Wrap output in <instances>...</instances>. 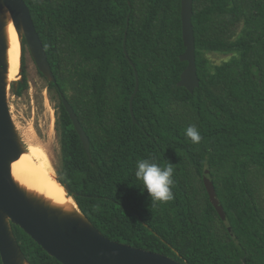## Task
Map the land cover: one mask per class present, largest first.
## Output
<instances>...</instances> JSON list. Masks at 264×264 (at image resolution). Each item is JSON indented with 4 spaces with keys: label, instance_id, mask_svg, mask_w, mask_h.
<instances>
[{
    "label": "trees",
    "instance_id": "trees-1",
    "mask_svg": "<svg viewBox=\"0 0 264 264\" xmlns=\"http://www.w3.org/2000/svg\"><path fill=\"white\" fill-rule=\"evenodd\" d=\"M23 1L55 78L38 71L58 100L56 178L80 212L109 240L181 263L264 264V0H193L192 92L177 85L187 65L180 0ZM25 50L22 39L17 96L28 88ZM210 53L227 58L214 63ZM139 159L172 164L173 200L151 201L134 175ZM11 226L29 264H61Z\"/></svg>",
    "mask_w": 264,
    "mask_h": 264
},
{
    "label": "water",
    "instance_id": "water-1",
    "mask_svg": "<svg viewBox=\"0 0 264 264\" xmlns=\"http://www.w3.org/2000/svg\"><path fill=\"white\" fill-rule=\"evenodd\" d=\"M192 3L193 0H180L181 31L185 49L179 59L186 61L187 65L181 72L177 85L186 88L189 92L199 85L191 24ZM9 20L12 21L19 38L20 59L22 39H24L38 71L48 81H55L25 2L0 0V258L2 264H29L14 236L12 224L19 226L48 255L61 264H187L161 253L109 240L80 212L77 206L66 210L27 191L13 179L11 163L18 159L24 150L8 106L11 82L7 78L6 26ZM20 71L19 67V75ZM134 73L136 76L135 70ZM136 91L137 78L129 99V111L133 122L135 118L132 100ZM62 102L84 150L89 154V140L86 133L64 97ZM55 179L57 181V178ZM202 179L210 203L219 214H222V206L216 197L210 176L205 174ZM63 188L67 196L71 197L68 195L69 189Z\"/></svg>",
    "mask_w": 264,
    "mask_h": 264
},
{
    "label": "rangeland",
    "instance_id": "rangeland-1",
    "mask_svg": "<svg viewBox=\"0 0 264 264\" xmlns=\"http://www.w3.org/2000/svg\"><path fill=\"white\" fill-rule=\"evenodd\" d=\"M209 58L212 62L219 63L227 57L222 54L210 53ZM24 65L28 88L20 96L12 94L10 90L8 91L10 115L20 137L23 150L28 149L34 162L41 159L45 160L48 170L56 178V167L59 166L61 157L59 136L54 128L58 100L53 91L47 88L46 81L40 76L27 47L24 54ZM19 78L20 75L14 81ZM23 132L24 134H22ZM29 143L40 145L41 150L33 154L27 147Z\"/></svg>",
    "mask_w": 264,
    "mask_h": 264
},
{
    "label": "bare ground",
    "instance_id": "bare-ground-1",
    "mask_svg": "<svg viewBox=\"0 0 264 264\" xmlns=\"http://www.w3.org/2000/svg\"><path fill=\"white\" fill-rule=\"evenodd\" d=\"M6 34L8 43L7 78L8 81H12L19 75L20 42L11 20L6 26ZM27 147L33 154L41 150L39 148L41 146L36 143H29ZM10 168L13 179L27 191L42 197L52 204L62 206L66 210L76 208L74 200L67 196L64 188L56 181L55 175L48 170L46 161L41 159L34 162L27 148L24 149L18 159L11 163Z\"/></svg>",
    "mask_w": 264,
    "mask_h": 264
},
{
    "label": "clouds",
    "instance_id": "clouds-1",
    "mask_svg": "<svg viewBox=\"0 0 264 264\" xmlns=\"http://www.w3.org/2000/svg\"><path fill=\"white\" fill-rule=\"evenodd\" d=\"M185 135L193 144L202 140L201 133L196 125H189L185 129ZM174 169L171 163L161 167L150 159H139L135 165V177L142 182L143 189H146L149 198L153 203H166L174 199L172 186Z\"/></svg>",
    "mask_w": 264,
    "mask_h": 264
}]
</instances>
